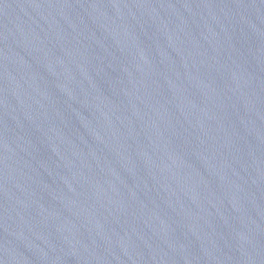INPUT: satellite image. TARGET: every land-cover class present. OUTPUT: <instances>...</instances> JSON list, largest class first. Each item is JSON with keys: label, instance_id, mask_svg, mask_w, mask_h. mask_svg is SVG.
<instances>
[{"label": "water", "instance_id": "water-1", "mask_svg": "<svg viewBox=\"0 0 264 264\" xmlns=\"http://www.w3.org/2000/svg\"><path fill=\"white\" fill-rule=\"evenodd\" d=\"M0 264H264V0H0Z\"/></svg>", "mask_w": 264, "mask_h": 264}]
</instances>
